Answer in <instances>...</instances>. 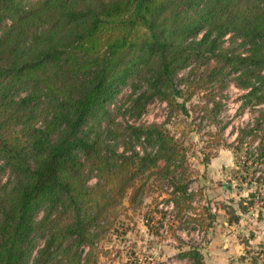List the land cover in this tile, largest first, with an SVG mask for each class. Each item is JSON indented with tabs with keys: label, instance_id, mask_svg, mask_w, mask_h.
<instances>
[{
	"label": "trees",
	"instance_id": "trees-1",
	"mask_svg": "<svg viewBox=\"0 0 264 264\" xmlns=\"http://www.w3.org/2000/svg\"><path fill=\"white\" fill-rule=\"evenodd\" d=\"M228 80L263 105L227 143L248 146L236 157L235 169L253 168L237 178L248 185L242 203L262 209L253 174L264 161V0H0V264H97L99 242L151 202L173 203L177 229L211 226L193 183L196 162L225 145ZM126 84L137 89L134 114L161 99L164 120L115 121L110 105ZM179 255L203 264L199 245Z\"/></svg>",
	"mask_w": 264,
	"mask_h": 264
},
{
	"label": "rangeland",
	"instance_id": "rangeland-1",
	"mask_svg": "<svg viewBox=\"0 0 264 264\" xmlns=\"http://www.w3.org/2000/svg\"><path fill=\"white\" fill-rule=\"evenodd\" d=\"M224 39L225 45L231 42L229 41V35H226ZM184 72L185 69H180L175 75V80L179 86L182 85L180 78ZM136 91L137 89L131 85L126 84L122 86L110 105L114 120L121 123V125H124L126 122H162L168 109L166 101L154 99L146 105L140 115H137L130 108L132 105L131 99L134 97ZM246 91L247 89L237 86L232 80H228V83L219 90L220 97L218 99L221 102V106L218 115V125L222 126L220 135L223 139L222 141L225 143V145L222 144L220 147H227V153L231 155L233 161L234 159L237 161V156L241 157L240 159H244L247 155L245 151L249 148L244 144L241 149L234 150L233 147L227 146V143H232L237 129L251 121L257 109L263 107V105L247 102L243 96ZM194 109L195 111L192 110V114L198 112L197 107H194ZM188 135L185 144L191 148L192 140H196V133L191 132ZM193 147L196 146L193 145ZM190 148L188 151L191 152L192 148ZM199 155L202 156L201 153ZM190 159L192 161L196 160L193 157H190ZM199 162H197L196 167H198L199 173H202V169L199 167L203 163ZM252 170V167L243 170L241 168L235 169L233 166V168H228L227 171H216V174L221 176L219 179L208 177L207 171H205L203 176H198L193 183V189L199 187V197H197L196 205L201 204L200 201L203 196V198L210 199V202L207 203L208 206L210 204L225 203L228 208L227 210L234 207V209L236 208L237 210L239 208L242 211L240 214L241 220L237 221L246 232L239 235L241 242H243V247L239 251H235V255H239L241 257L240 261H243L241 264H252L254 257L258 259V262L264 260V214H261L262 209L258 203L255 202L254 205L242 203V200L248 197V185L246 181L241 182L237 179L242 173L249 180ZM263 171L264 161H262L259 169L253 174V177L259 176L260 180L263 181ZM6 176L7 174H3L2 179L5 180ZM95 179V176L91 175L88 183H94ZM221 182L230 183L231 188L233 185L237 193L229 191L228 188L226 191V187L221 185ZM256 186L260 187L259 191L263 195V184L253 182V189ZM148 200L149 198H147ZM173 209L171 201L151 202L149 207L131 209L129 213L132 218L125 224L126 226L128 225L126 230L124 232L109 233L108 239L99 242L98 246L102 248L104 254L99 256L97 264H169L168 262L170 261H181L180 258L182 256L179 255L180 249L186 248L189 241L195 244L194 241H197V238H193L196 235L195 230L192 229L194 228L193 224L192 226L187 224L186 228L183 229L175 228V223L171 221ZM43 212V210H40L36 214V218H40ZM236 215V212H233L229 217L234 218ZM181 236L184 240L179 241L178 239H181ZM43 240L44 238L40 234L34 236L31 257L34 256L37 248L42 245ZM84 249L87 250L88 246L84 245Z\"/></svg>",
	"mask_w": 264,
	"mask_h": 264
},
{
	"label": "crops",
	"instance_id": "crops-1",
	"mask_svg": "<svg viewBox=\"0 0 264 264\" xmlns=\"http://www.w3.org/2000/svg\"><path fill=\"white\" fill-rule=\"evenodd\" d=\"M220 146L215 153L210 156L209 160L199 167L202 169V173H198V176H203L205 171H207L208 177L219 179L221 176H218L216 171H227L228 168H233V166L236 167V160L234 159L233 161L231 155L227 153V147ZM196 168L199 172L198 167ZM226 184L227 183L221 182V185L226 187V191L228 188L229 191L237 193L233 185L231 188L230 184ZM209 200L206 199V197L202 198L201 203H204L211 211L210 206L207 204L210 202ZM235 212L237 218H230L229 213H227V205L225 203L217 204L215 205V211L212 212L215 215L212 225L203 229V232L200 235L201 237L199 236V232L195 231L196 235L193 238H197V241H194V243L195 245H199V249L203 254V264H241L243 262L240 261L241 257L239 255H235V251H239L243 247V242H241L239 235L244 234L246 230L238 224V221L241 220L240 214L242 211L239 210V208L237 210L235 208ZM261 214H264V208H262ZM182 239L183 237L181 236V240ZM188 243L191 242L189 241ZM180 259L181 261L167 262L169 264H192L191 260L186 256H183Z\"/></svg>",
	"mask_w": 264,
	"mask_h": 264
},
{
	"label": "built area",
	"instance_id": "built-area-1",
	"mask_svg": "<svg viewBox=\"0 0 264 264\" xmlns=\"http://www.w3.org/2000/svg\"><path fill=\"white\" fill-rule=\"evenodd\" d=\"M210 209L212 212H214L215 211V205L211 204ZM192 229H194L196 232H199V234H201L203 232V229L198 224H194V228H192Z\"/></svg>",
	"mask_w": 264,
	"mask_h": 264
}]
</instances>
